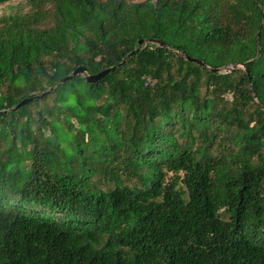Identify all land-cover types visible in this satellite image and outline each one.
I'll return each instance as SVG.
<instances>
[{
	"label": "trees",
	"instance_id": "1",
	"mask_svg": "<svg viewBox=\"0 0 264 264\" xmlns=\"http://www.w3.org/2000/svg\"><path fill=\"white\" fill-rule=\"evenodd\" d=\"M13 1L0 264H264V0Z\"/></svg>",
	"mask_w": 264,
	"mask_h": 264
},
{
	"label": "water",
	"instance_id": "2",
	"mask_svg": "<svg viewBox=\"0 0 264 264\" xmlns=\"http://www.w3.org/2000/svg\"><path fill=\"white\" fill-rule=\"evenodd\" d=\"M142 41H139L138 44H137V48L132 51L129 55H127L123 60L122 62L119 64V65H122L124 64L130 57L134 56L136 52H138L142 46ZM189 61L191 62H194L196 64H199V65H203L202 62L198 61V60H194V59H189ZM118 65V66H119ZM118 66L116 67H112V68H108V69H105L103 71H101L100 73H98L97 75H87L86 74V71L84 68H77L75 69L71 75L65 77L64 79H62L58 84H62L64 82H66L67 80H70L72 79L73 77H76V76H79V75H86V81L88 83H92V82H95V81H98L100 80L101 78L105 77L107 74L111 73L115 68H117ZM43 95V94H42ZM42 95L40 96H35V97H30V98H26V99H22L16 106L14 109H18L22 106H25L26 104L28 103H31L33 102L34 100H37L39 99Z\"/></svg>",
	"mask_w": 264,
	"mask_h": 264
},
{
	"label": "rangeland",
	"instance_id": "3",
	"mask_svg": "<svg viewBox=\"0 0 264 264\" xmlns=\"http://www.w3.org/2000/svg\"><path fill=\"white\" fill-rule=\"evenodd\" d=\"M27 0H14L12 3L13 4H17V3H25ZM153 2H155V0H152ZM136 2H139V1H136ZM5 6H1L0 7V15L2 14L3 12V9H4ZM232 69V68H230ZM222 72H229V69L225 68V69H222ZM227 99H230V96L228 95L227 96Z\"/></svg>",
	"mask_w": 264,
	"mask_h": 264
},
{
	"label": "built area",
	"instance_id": "4",
	"mask_svg": "<svg viewBox=\"0 0 264 264\" xmlns=\"http://www.w3.org/2000/svg\"><path fill=\"white\" fill-rule=\"evenodd\" d=\"M154 83V81H152L150 78H146V84H153Z\"/></svg>",
	"mask_w": 264,
	"mask_h": 264
}]
</instances>
